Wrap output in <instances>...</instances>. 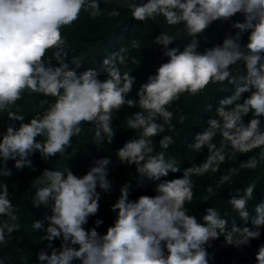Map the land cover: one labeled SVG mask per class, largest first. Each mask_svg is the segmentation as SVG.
<instances>
[{"label":"clouds","instance_id":"obj_1","mask_svg":"<svg viewBox=\"0 0 264 264\" xmlns=\"http://www.w3.org/2000/svg\"><path fill=\"white\" fill-rule=\"evenodd\" d=\"M126 2L133 19L162 15L169 25L182 24L192 39L178 49L168 47L175 40L173 36L159 33L154 37L163 46L161 61L155 60L156 68L136 91L135 103L142 111L126 118L127 127L139 130L138 135L125 141L116 153L110 152L120 166L111 171L104 156L94 159L87 171L77 176L67 167L34 170L29 156L33 151L45 159L63 155L71 138L81 132V122L94 123L97 140L103 133V139L110 143L113 110L134 103L126 99L134 77L121 72L117 61L123 63L124 57L116 54L102 59L106 71L103 80L91 68L77 74L64 60L60 27L74 21L82 8L90 9L91 16L98 15L99 0H0V112L14 104L25 89L55 98L43 113L26 122L23 116L8 111L10 120L19 124H6L0 132V176L11 174L6 167L8 159L17 169L28 167L30 196L26 207L39 209L34 215L24 214V218L34 219L33 230L43 228L42 241H31L27 247L34 252L31 264L248 263L247 255L255 250L253 239L264 226V199L254 207L250 225L233 223L226 230L224 218L248 221L246 204L255 189V182H249L256 179L264 183V0ZM233 15L242 20L232 23L238 31L222 42L217 35L205 41L203 31L212 21ZM128 32L124 29L123 35ZM197 44L204 47L202 53L196 50ZM49 48H55L58 66L43 62ZM238 61L243 62L245 71L237 70L233 75L230 66ZM215 86L221 88L214 90ZM184 92L205 95L210 109L205 115L209 118L203 116L198 129L195 124L192 130L184 120L174 128L184 129L190 147L206 150L207 156L180 176L161 179L180 169L174 160H166L163 152L153 154L150 137L164 130V124L155 118L168 123L172 112L166 106ZM171 141L165 135L159 143L166 148ZM208 170L209 177L214 176L220 185L191 181L190 174ZM136 172L138 177L157 181L154 195L147 185L122 177ZM114 176L120 181L111 182ZM235 185L239 187L228 198ZM97 188L107 194L119 191L120 195L115 202L99 207ZM235 190L242 195H233ZM205 192L214 202L197 220L184 205L198 198L206 202ZM8 196L7 185L0 183V217H7L0 219V243L17 227L9 222L16 220L14 212L22 213L18 206L13 208ZM45 204L49 214L43 225L35 215L43 212ZM207 243L218 245L210 260ZM7 253L14 254L11 246L0 251V264H5L1 256ZM254 255L255 264H264V244Z\"/></svg>","mask_w":264,"mask_h":264},{"label":"trees","instance_id":"obj_2","mask_svg":"<svg viewBox=\"0 0 264 264\" xmlns=\"http://www.w3.org/2000/svg\"><path fill=\"white\" fill-rule=\"evenodd\" d=\"M100 12L96 16L89 14L90 9H81L77 18L68 25H62L60 27V35L64 41L61 47L65 50L66 55L64 60L68 63L70 68H73L77 74L86 69H94L97 73V78L103 80L106 76L105 66L101 63L104 57L123 56V63L117 61L121 72H129V75L134 77V81L129 93L126 94V99H131L134 103L132 106L127 104L122 105L119 109H114L112 112L111 126L113 129V138L110 143L106 139H103L104 134L101 133V139L97 140L95 136L96 125L91 122H81V132L78 135H74L71 138L70 144L66 147L63 155L57 153L54 156H50L47 159L43 158L38 151H33L30 154V158L35 163L34 170L40 169L42 172L45 168L63 170L65 167L69 168L75 175H82L93 164L94 159L107 156L110 161V170H114L121 164L115 162L111 151L116 153V149L121 147L123 143L130 138H135L138 135L139 130L129 129L127 127L126 118L130 117L134 112L142 111L139 105L135 103L137 100L136 91L139 85L145 82V77L150 75L156 68L154 65L155 60H160L161 54H163V46L154 41V37L159 33H167L174 37V42H170L168 47H177L182 49L183 46L188 43L192 37L188 36L183 28L182 24L169 25L165 22L162 15H156L153 18L145 19L143 21L133 19L131 16V10L128 7L126 0H99ZM116 11V15H112V12ZM234 21L242 20L233 15L227 19H216L212 21L203 31L205 41L207 42L211 37L217 35L222 42V39L227 35H232L237 29L232 27ZM124 29L129 32L124 34ZM240 38L244 36L241 33ZM196 40V36H195ZM207 44V43H206ZM205 45V44H204ZM206 48V47H205ZM200 49H204L203 46H198L196 50L201 52ZM55 48H49L45 50L42 60L45 64L51 63L58 66V62L54 56ZM202 53V52H201ZM115 59V57H113ZM79 63L76 67L74 64ZM161 64V63H159ZM237 70L242 73L245 71L242 61H238L236 65L230 66V72L235 75ZM98 72L102 73L100 75ZM136 77V79H135ZM227 82L224 81V83ZM227 87H231V84L227 82ZM221 87H214V90H219ZM210 90V89H208ZM206 90V92L208 91ZM55 98L52 96H45L42 93L31 92L28 89L22 91L20 98L12 105H9L5 111L0 112V132L4 131L6 124L12 123L14 126H18L19 121L10 120L7 116V112L11 111L18 115L23 116L25 122L36 116L38 113L48 107V105L54 102ZM169 111L172 112V117L168 123L160 117H156V122L164 124V130L158 132L156 135L150 137L153 154L156 152H163L165 159L174 160L178 165L180 171L168 172L167 177H161V179H172L180 176L185 169L193 165H199L207 156V151L200 149L196 151L190 147L188 142V136L185 135L184 129H175L174 126L180 122V125L188 122V127L194 129L196 124L197 129L200 125L202 117L209 118L205 114L210 111L207 100L201 94H190L188 92L180 93L178 98L173 100L166 106ZM184 120V121H183ZM172 138L171 143L166 148H162L159 141L165 136ZM42 139V137H36ZM28 157V158H29ZM6 167L10 170L11 174L8 176H0V183H5L8 188V198L13 208L18 206L22 213L19 215L14 212L16 216L15 221H9L17 225L16 229L6 235L5 242L0 243V251H3L5 246H11L14 254H6L1 256L5 264H31L34 258V252L27 248L31 241L39 242L43 233V228L38 231L32 229L31 225L34 219L24 218V214L28 216L29 213L35 214L34 210H39L30 205H27V197L30 196V184L27 183L28 167H21L17 169L13 165V160L8 159L6 161ZM31 171V170H30ZM138 173L132 177L122 176L126 180L128 179L132 183L138 180V184L147 185L150 194L154 195V185L156 180L148 178L146 176L138 177ZM209 170L203 174H190V179L193 182L199 183V185H205L207 183H214L220 185L219 182L213 177H209ZM111 182H119V177L110 178ZM255 182V189L252 198L247 201L246 207L249 213L248 221H240L235 217L229 216L224 218L226 220V230H229L234 223L235 225L242 223L245 225L251 224V218L255 215L254 207L262 199H264V183L256 179H251L249 183ZM114 187L119 186L114 184ZM237 185L231 187L230 193L236 189ZM99 192V207H106L108 201L115 202L119 197V191L115 194H107L106 191L97 188ZM233 195H242L235 190ZM206 202L203 198H198L199 201L194 203H186L185 209L188 214L194 215L199 220V214L204 215L205 209L210 207L213 203L210 194L205 192ZM15 201L17 204H15ZM14 203V204H13ZM212 206V205H211ZM217 206H221L217 205ZM212 206L213 208H218ZM98 207V208H99ZM49 214L48 206H43V212L36 214L37 220H40L43 225L47 224L45 217ZM0 219L7 220V217H0ZM218 242L216 239H214ZM6 245L2 247L4 244ZM219 243V242H218ZM254 247L251 253L247 255L248 263L255 264V252L258 246L264 244V226L260 227V236L253 239ZM220 245V244H219ZM221 247V246H220ZM206 251L209 254L208 259L214 251H218V245L216 243H207L205 245ZM222 248V247H221ZM27 250L28 252H25ZM244 261H239L238 264H248Z\"/></svg>","mask_w":264,"mask_h":264}]
</instances>
